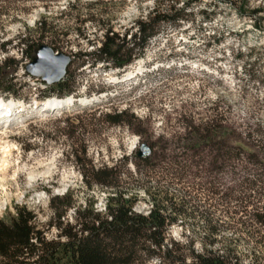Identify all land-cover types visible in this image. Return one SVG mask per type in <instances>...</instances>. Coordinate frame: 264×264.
Here are the masks:
<instances>
[{"label":"rangeland","instance_id":"374dc122","mask_svg":"<svg viewBox=\"0 0 264 264\" xmlns=\"http://www.w3.org/2000/svg\"><path fill=\"white\" fill-rule=\"evenodd\" d=\"M183 1H0V65L8 59L18 62L17 68L3 71L4 81L14 85L17 96L0 90V100L5 105L13 103L4 111H11L8 118L0 113V120L6 121L0 125V219L14 215L16 206H25L45 238L58 240L59 230L50 225L53 197L73 194L75 207L62 218L65 225H75L76 209L88 200L94 201L98 212H105L108 191L86 186L90 167H115L121 185L139 193L134 210L143 214L151 209L143 192L146 177L152 178L156 188L185 195V159L195 164L187 178L190 188L186 187L197 202H213L208 193L212 187L234 185L232 167L217 171L205 164L215 149H193L187 139L195 129L204 133L207 124L224 127L231 138L236 134L264 138V0H230V4L199 0L188 10ZM171 7L183 11L184 19L176 25H160L142 54L133 52L136 58L126 71L105 69L102 63L91 67L90 57L81 65L78 55L96 51L108 27L128 41L136 34L138 21L148 20L153 12L172 14ZM255 10L261 12L254 14ZM45 15L56 24L61 49L57 53L71 57L70 94L99 97L100 102L55 112L31 109L35 102L41 105L57 96L40 84V78L27 73L32 58L22 54L19 44V37ZM41 44L51 47L47 40ZM138 61L159 67L149 76L150 84L140 89L124 79L111 84L112 78L133 71ZM121 112L128 115L124 125L113 126L104 119L106 114ZM143 144L156 154L150 165L138 163ZM182 217L165 234L168 241L185 245L199 229L192 220L185 221V213ZM223 235L230 236L228 231ZM195 248H200L199 238ZM240 248L249 251L246 246ZM245 261L249 263L248 258ZM147 264L163 263L153 259Z\"/></svg>","mask_w":264,"mask_h":264},{"label":"trees","instance_id":"16d2710c","mask_svg":"<svg viewBox=\"0 0 264 264\" xmlns=\"http://www.w3.org/2000/svg\"><path fill=\"white\" fill-rule=\"evenodd\" d=\"M198 2L184 0L183 5L188 10ZM221 2L231 3L230 0ZM173 9L172 14L153 12L148 20L138 21L136 34L128 41L120 39L108 27L96 51L78 55L81 65L90 57L91 67L102 63L105 69H125L136 58L133 52L139 50L141 55L142 48L158 33L160 25H176L184 19L183 11ZM27 33L19 37L22 54L32 58L35 49L46 40L55 52H60L52 17L42 16ZM36 37L38 42L34 41ZM17 63L15 59H8L0 65V90L13 96H17V91L13 84L4 81L3 71L17 68ZM49 88L59 97L69 95L72 87L68 73ZM127 117L121 112L106 114L104 119L116 126L128 123ZM224 131V127L207 124L204 133L195 129L196 133L187 139V145L193 149L216 150L205 164L217 171L230 166L235 172L231 188L218 185L208 189L212 195L209 200L213 202L201 204L187 189L190 188L188 174L195 167L191 160L185 159L184 196L179 191L156 188L151 184L152 178L146 177L143 192L151 203L148 214L134 210L139 193L121 185L115 167H90V181H86V186L92 189L96 185L108 191L105 212H98L94 201L88 200L76 209L75 225H65L62 218L69 208L75 207L73 194L68 191L62 197H53L50 225L59 230V239L48 241L37 228L35 215L25 206H16L14 215L0 219V264H147L153 259H160L163 264H246L245 258L249 259L248 264H264V138L254 140L241 134L231 138ZM154 157L156 154L151 152L149 157L139 158L138 163L150 165ZM217 212L219 216H215ZM184 213L185 221L192 220L199 230L194 231L185 245L168 241L166 228L182 220ZM226 231L230 236L223 235ZM197 237L199 249L195 248ZM241 246L248 247L249 251L242 252Z\"/></svg>","mask_w":264,"mask_h":264},{"label":"water","instance_id":"95a60500","mask_svg":"<svg viewBox=\"0 0 264 264\" xmlns=\"http://www.w3.org/2000/svg\"><path fill=\"white\" fill-rule=\"evenodd\" d=\"M70 63V56L57 53L50 46L41 44L35 49V55L26 67V71L32 77L40 78L48 85H54L65 78ZM150 155V147L146 144L141 145L138 158L145 159Z\"/></svg>","mask_w":264,"mask_h":264},{"label":"bare ground","instance_id":"6f19581e","mask_svg":"<svg viewBox=\"0 0 264 264\" xmlns=\"http://www.w3.org/2000/svg\"><path fill=\"white\" fill-rule=\"evenodd\" d=\"M136 63H139V64L134 68L133 71L126 72L123 75V77L121 76L120 78H117V77L112 78L111 84L112 83H117V84L123 83L122 82L123 79L126 81L128 80V82L131 81L135 77L134 74L139 72L141 70V67L144 65L143 61H138ZM95 99H97L96 101H98L100 98L93 97L89 99H86V98L83 99V98H77L71 95L64 97V98L54 97V98L44 101L43 103H41V105H37L35 108L38 109L39 112H53V111L55 112L61 109L67 110V109H70V107H74L76 105H79V106L90 105L93 102H96ZM4 102H5L4 100H0V110L3 108V111H1L0 113L3 114L5 118H8L9 115L11 114V111L7 113L8 112L7 110L13 106V103H7L5 105ZM4 111H7V112H4Z\"/></svg>","mask_w":264,"mask_h":264},{"label":"clouds","instance_id":"9594fccd","mask_svg":"<svg viewBox=\"0 0 264 264\" xmlns=\"http://www.w3.org/2000/svg\"><path fill=\"white\" fill-rule=\"evenodd\" d=\"M179 239V237H177Z\"/></svg>","mask_w":264,"mask_h":264}]
</instances>
